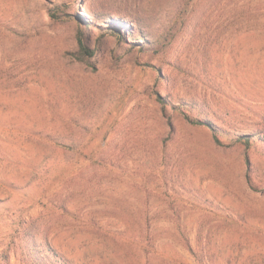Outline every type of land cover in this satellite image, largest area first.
Wrapping results in <instances>:
<instances>
[{
  "label": "rangeland",
  "instance_id": "rangeland-1",
  "mask_svg": "<svg viewBox=\"0 0 264 264\" xmlns=\"http://www.w3.org/2000/svg\"><path fill=\"white\" fill-rule=\"evenodd\" d=\"M84 3L0 0V264H264V0Z\"/></svg>",
  "mask_w": 264,
  "mask_h": 264
},
{
  "label": "clouds",
  "instance_id": "clouds-1",
  "mask_svg": "<svg viewBox=\"0 0 264 264\" xmlns=\"http://www.w3.org/2000/svg\"><path fill=\"white\" fill-rule=\"evenodd\" d=\"M184 0H85L86 13H116L146 38L160 41L177 23Z\"/></svg>",
  "mask_w": 264,
  "mask_h": 264
},
{
  "label": "trees",
  "instance_id": "trees-1",
  "mask_svg": "<svg viewBox=\"0 0 264 264\" xmlns=\"http://www.w3.org/2000/svg\"><path fill=\"white\" fill-rule=\"evenodd\" d=\"M94 18V19H90V18ZM80 30L78 32V42H79V47L80 50L84 53L87 54L89 56H93L95 54V50L87 43V41H85V37L87 40H89V36H88V30L89 28H98V22H100L99 20L101 19V16H99L97 13H92L91 17H80ZM120 26L122 27V29L126 30L125 32L128 33V35L134 37L136 36V32H131V26L129 25H125V24H120ZM134 43H138L139 40L137 38L134 37ZM132 45L133 41L131 42ZM145 45L143 44L142 47H144ZM199 123L203 124V125H207L208 127L211 128V130L214 133V137L216 139V141L218 143H220L222 141L221 137L224 136V130L221 129L220 127H218L217 125H215V123H213L211 120H203L200 119L198 121ZM240 138L239 141H241L244 144H258L259 146H263L264 147V136L263 135H253V134H245V136H240V137H235V139ZM56 260H58V264H67L66 262L63 261L62 257L56 256L55 257ZM56 262V261H55Z\"/></svg>",
  "mask_w": 264,
  "mask_h": 264
}]
</instances>
